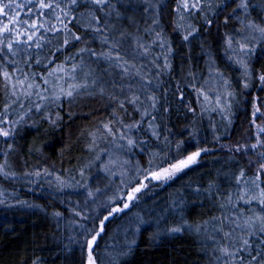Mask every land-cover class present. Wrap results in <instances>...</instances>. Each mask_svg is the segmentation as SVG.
Here are the masks:
<instances>
[{
    "label": "snow or ice",
    "instance_id": "snow-or-ice-1",
    "mask_svg": "<svg viewBox=\"0 0 264 264\" xmlns=\"http://www.w3.org/2000/svg\"><path fill=\"white\" fill-rule=\"evenodd\" d=\"M134 2L136 7L128 0H117L126 12L141 11L146 18L143 30L132 20L135 31L129 32L112 23L113 17L131 20L113 0H0V176L28 179L37 186L44 180L57 193L83 189V207L76 202L79 211L67 209L73 216L67 227L79 236L69 239L79 245L83 264H98L99 241L114 221L129 217L134 222L114 229L123 232L130 250L135 240L127 239L128 231L135 236L148 223L141 209L145 198L200 166L203 156L225 151L229 171L218 172L203 190L188 186L196 196L208 198L210 211L218 214L189 223L183 215V199L178 198L171 207L179 222L164 231L200 236L207 264H264V98L251 96L243 101L247 106L243 139L248 142L222 144L221 140L231 139L242 103L233 79L221 71L211 50H205V71H193L190 66L179 81L165 87L161 76L172 71L173 48L161 24V2ZM173 3L169 26L185 43L201 32L192 21L199 19L205 30L211 29L231 8L224 23L231 16L239 27L224 34L223 48L229 66L238 73L236 85L244 91L258 85L264 92V66L258 69L252 63L256 50L264 51V20L257 22L248 15V0ZM93 43L99 51L90 46ZM95 98H106L111 111L82 133L90 141L86 150L92 158L76 168L75 175L73 169H65L62 177L42 165L20 174L13 169L11 157L18 151L14 142L22 128L36 127L37 116L55 125L62 117L53 110ZM170 111H182L192 119L184 128L170 127L166 119ZM213 116L218 121L213 122ZM205 117L213 132L210 143L218 147L200 146L202 141L209 143L198 128ZM217 124L223 135L217 134ZM93 167L107 179L103 189H93L88 183L86 172ZM220 179L229 185L227 189L217 182ZM10 196L15 193L0 188V205L38 207L24 200L10 205ZM52 215L64 218L60 212ZM155 223L159 227V221ZM104 255L110 256L107 248ZM33 264H39V259Z\"/></svg>",
    "mask_w": 264,
    "mask_h": 264
},
{
    "label": "trees",
    "instance_id": "trees-1",
    "mask_svg": "<svg viewBox=\"0 0 264 264\" xmlns=\"http://www.w3.org/2000/svg\"><path fill=\"white\" fill-rule=\"evenodd\" d=\"M128 2L132 7H136L134 0H128ZM160 2L161 24L164 26L165 34L172 41L173 48V55L169 58L172 71L161 76L164 86L169 87L175 81H179L181 75L186 74L190 66L193 71L204 70L207 59L205 50H211L221 71L233 79V84L237 92L240 93L242 102L230 130L231 139H223L221 143L226 145H234L238 141L247 143L248 141L243 139V130L247 128V117L243 111L247 106L243 104V101L250 99L251 96L264 98V92L259 91L258 85H254L248 91H244L236 85L235 77L238 76V73L229 66L230 61L227 60L223 48L224 34H232L234 27H239L231 16L228 24L224 23V16L230 14L231 8L215 20L214 27L211 29L205 30L199 19L194 20L193 23L201 28V32L195 39L190 38V43H185L179 35L173 33L169 26V22L173 19L171 12L174 7L173 0H160ZM113 3H117V0H113ZM163 4H167L168 7L164 8ZM117 7L121 13H125L127 17L131 18V20L127 18L117 20L113 17L112 23L116 24L118 28L129 32L135 31L132 20L141 30L147 26L146 18L141 11L126 12L125 8H120L119 3H117ZM232 7H235V4H232ZM251 12L253 13V10ZM254 15L253 17H255ZM147 23L150 24L151 21L148 20ZM90 46L96 48L97 51L100 50L97 43ZM252 63L258 69L264 66V51L258 48L252 58ZM35 70L41 71V69ZM169 100L175 105V101L171 97ZM98 103L93 101L80 107L75 102L71 105L65 103L62 108L56 109L62 119L55 125L40 119L36 127L21 129L14 142L20 150V155L18 157L15 154L17 161L13 162V165H16L17 168L13 167V169L20 174L25 170L32 171L34 167L42 165L54 173L59 172L62 177L65 175V169H73L72 174L75 175L74 170L92 158L86 150V145L90 141L82 133L94 128L96 121L108 117L111 111L109 107ZM166 119L170 127L175 125L176 128H184L192 118L186 116L182 111H170ZM211 119L213 122L218 121L217 116H213ZM198 128L200 136L209 141L207 144L202 141L200 146L218 147L210 143L213 132L207 117L198 122ZM217 134L223 135L219 124H217ZM177 139H186V137H177ZM189 151H195V148H189ZM227 160L228 154L225 151H216L213 155L203 156L200 166L194 167L187 172V175H183L174 183L160 190L155 189L154 194L162 191L169 198V194L176 188L189 185L193 189L199 186L203 190L209 180L216 179L218 172L229 171V167L225 166ZM143 162L144 159L141 158V163ZM230 167L234 169L236 165L230 164ZM97 173L95 167L90 172H86V175L90 177L89 185L98 184L95 179L98 178ZM205 173L210 174L209 177L200 180V176ZM76 178L79 179L78 176ZM92 180L94 181L92 182ZM217 182L225 189L229 187L222 179ZM182 183L184 184L182 185ZM0 188L15 193V197L10 196L8 199L10 205H15L16 200H24L29 204L38 205L33 208L26 207V210L22 207L20 211H15L13 207L0 205V264H33L37 258L39 264H83L84 254L79 245L69 239L70 236L79 239L77 231L67 227L68 221L73 219L71 212L67 209L75 208L79 211L80 208H77L76 202H79L81 207L84 205L85 193L83 189H65L57 193L49 188L44 180H41L40 186H37L30 183L28 179L14 180L6 179L3 176H0ZM187 192H192L189 187H187ZM205 203H207L206 197H198L194 194L193 199L189 198L187 203H183L184 218L189 223L195 224L208 219L211 215L218 214L203 209ZM170 205L171 203L166 204L168 207H171ZM53 212L62 213L64 218L57 220L53 217ZM121 221L119 219L114 221L108 227V235L99 241L98 263L104 258V244L109 243V232L113 231ZM157 232L160 233L159 236L156 235ZM135 236V244L130 250L127 247L124 248L127 254L118 264H207V259L202 254L200 242L202 238L193 232L185 231L169 235L151 224L143 225ZM110 249L113 247L110 246ZM102 264H105L104 261Z\"/></svg>",
    "mask_w": 264,
    "mask_h": 264
},
{
    "label": "rangeland",
    "instance_id": "rangeland-1",
    "mask_svg": "<svg viewBox=\"0 0 264 264\" xmlns=\"http://www.w3.org/2000/svg\"><path fill=\"white\" fill-rule=\"evenodd\" d=\"M249 3V10H248V15L256 20L257 22H261L262 20H264V0H248ZM253 10V13L251 12ZM253 14H255L253 17ZM193 23V21H192ZM205 71V69H201L198 72H202ZM167 74V73H166ZM163 74V75H166ZM94 101V103L99 104L98 102H100L102 106L107 107L108 105V101L106 98H95V99H84V100H78L77 102H75L76 104L80 106L84 105V104H88V103H92ZM110 109V108H109ZM56 111V110H53ZM35 119L37 120V125L40 121V118L37 116L35 117ZM219 118L217 117V120ZM36 125V126H37ZM26 127L22 128L25 129ZM29 128V127H28ZM17 148V147H16ZM17 153L16 156L19 157L20 155V150L19 148H17ZM16 157L15 154L12 155L11 157V163H12V167L17 168L16 165H13V162H16ZM97 177L95 178L98 181V184H90L92 185L91 187L93 189H95L96 187H100V188H104L105 184L107 183V179L104 176L103 173L98 172L97 173ZM210 174L205 173L204 175L202 174L200 176V180H203L204 178L207 179L209 177ZM94 180H92L93 182ZM118 183V181H117ZM184 183H182L183 185ZM167 186V185H166ZM165 187V186H164ZM187 187L188 186H182V187H178L175 190L172 191L171 194H169V198L167 197V194L165 192L162 191H158L157 193H155L153 195L152 198H146L144 200V202L141 205V209L143 210L142 215H143V219L145 221H148V223L144 224V225H154V227L156 226V228H158L160 231L165 232L164 229L167 227H171L175 224H177L179 222V215L177 212H174L172 207H168L166 206L167 203H171L173 200H176L178 198L183 199V202L187 203L188 199H193V192L188 193L187 192ZM162 188H157V190H160ZM207 203H205V207H203V209H205L207 212H210V209L212 208V204L209 201L208 198H206ZM171 206V205H170ZM15 211H20L22 207L19 208V206L13 207ZM141 209H137L136 211H140ZM24 210H26V207H24ZM156 221H159V227H157V223H155ZM133 223L132 221H130L129 217H125L124 220H122L121 222H119V224L117 225H123L125 223ZM116 225V226H117ZM115 226V228H116ZM143 226V225H142ZM141 226V227H142ZM114 228V229H115ZM110 231L109 232V238L108 241L109 243H105V249L107 248L108 253L110 254V256H106L103 253V260L101 262L104 261L105 264H118L122 257L124 255H120V253H125L126 251L124 250V248H126V243H125V235L123 234V232H116V231ZM194 233V232H193ZM127 239L128 240H132V239H136V236L132 235L131 230L128 231L127 233ZM110 246L113 247V249H110ZM111 257V258H110ZM98 263V264H101Z\"/></svg>",
    "mask_w": 264,
    "mask_h": 264
}]
</instances>
